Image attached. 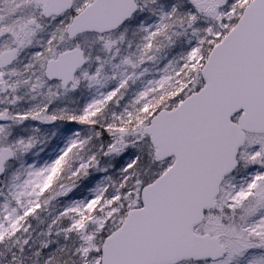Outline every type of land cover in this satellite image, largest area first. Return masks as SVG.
Returning a JSON list of instances; mask_svg holds the SVG:
<instances>
[{
  "label": "snow or ice",
  "instance_id": "snow-or-ice-1",
  "mask_svg": "<svg viewBox=\"0 0 264 264\" xmlns=\"http://www.w3.org/2000/svg\"><path fill=\"white\" fill-rule=\"evenodd\" d=\"M0 264H264V0H0Z\"/></svg>",
  "mask_w": 264,
  "mask_h": 264
}]
</instances>
